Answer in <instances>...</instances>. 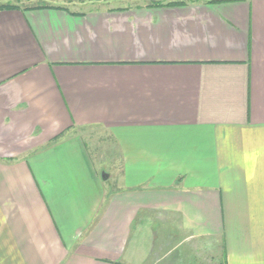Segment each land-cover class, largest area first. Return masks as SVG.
Listing matches in <instances>:
<instances>
[{"label":"crops","instance_id":"obj_1","mask_svg":"<svg viewBox=\"0 0 264 264\" xmlns=\"http://www.w3.org/2000/svg\"><path fill=\"white\" fill-rule=\"evenodd\" d=\"M38 1L0 10V264H193L156 220L264 264V0Z\"/></svg>","mask_w":264,"mask_h":264},{"label":"rangeland","instance_id":"obj_2","mask_svg":"<svg viewBox=\"0 0 264 264\" xmlns=\"http://www.w3.org/2000/svg\"><path fill=\"white\" fill-rule=\"evenodd\" d=\"M43 2H50V3H64L65 0H42ZM91 1V0H90ZM149 0H112V1H107V0H101V1H93V2H88L86 1L85 4H101V3H111V4H116V5H121V4H127V3H144L147 2ZM0 2H4V3H19L21 5H25L27 4H36L39 1L38 0H0ZM69 3V2H66ZM100 150H96V154H98ZM110 172H106V174H108ZM117 173L114 172V175L110 178H108L106 180L107 185H111L114 186L116 185L117 182ZM152 228L151 230L154 231L152 232V236H151V240H150V245L152 247V249L154 248L156 250V252L154 253V255H152V259L151 261L157 259L160 255L161 258L162 256L169 250H171V255L169 259H173L175 257H179L183 260H185L186 262L189 263H193V264H200L199 262L201 261V257H199V255L192 250V248L188 245H182V246H175L177 243V240H168L166 238V234L169 231L172 232V228L164 223H160V221L156 220L154 222H152ZM170 242V243H168ZM145 247H148V243L146 244V239L144 241L143 244ZM163 250V252L161 251ZM158 252V254H157ZM165 262V261H163Z\"/></svg>","mask_w":264,"mask_h":264},{"label":"trees","instance_id":"obj_3","mask_svg":"<svg viewBox=\"0 0 264 264\" xmlns=\"http://www.w3.org/2000/svg\"><path fill=\"white\" fill-rule=\"evenodd\" d=\"M179 3H184V2H172L170 4H179ZM31 5L32 6H29L27 8H43V7H47L46 4H43L41 2H38L36 4H31ZM18 6H19L18 4L8 2V3H5V4H0V10L9 9V8H15V7H18Z\"/></svg>","mask_w":264,"mask_h":264},{"label":"water","instance_id":"obj_4","mask_svg":"<svg viewBox=\"0 0 264 264\" xmlns=\"http://www.w3.org/2000/svg\"><path fill=\"white\" fill-rule=\"evenodd\" d=\"M104 178H106V177H104Z\"/></svg>","mask_w":264,"mask_h":264}]
</instances>
